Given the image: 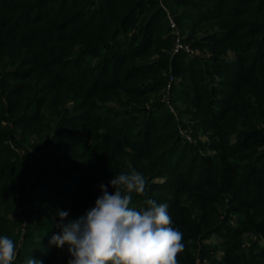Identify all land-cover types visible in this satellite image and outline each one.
Instances as JSON below:
<instances>
[{
	"label": "trees",
	"instance_id": "1",
	"mask_svg": "<svg viewBox=\"0 0 264 264\" xmlns=\"http://www.w3.org/2000/svg\"><path fill=\"white\" fill-rule=\"evenodd\" d=\"M169 15L209 57L169 53ZM169 69L177 114L161 100ZM134 170L146 188L129 207L168 205L178 264L196 251L201 264H264V0H0V237L13 264H68L67 245L49 243L58 213L85 215L101 184L112 194ZM245 233L262 244L244 247ZM211 234L219 244L202 243Z\"/></svg>",
	"mask_w": 264,
	"mask_h": 264
},
{
	"label": "clouds",
	"instance_id": "2",
	"mask_svg": "<svg viewBox=\"0 0 264 264\" xmlns=\"http://www.w3.org/2000/svg\"><path fill=\"white\" fill-rule=\"evenodd\" d=\"M115 189L101 184L95 206L86 214L68 220V213H58L60 231L49 243L59 249L67 245L68 264H178L184 250L183 234L174 229L166 203L148 199L147 210L129 207L131 193H145L146 181L138 171L120 174L109 181ZM67 221V222H65ZM17 251L13 239L0 237V264H13ZM23 264H42L32 256Z\"/></svg>",
	"mask_w": 264,
	"mask_h": 264
},
{
	"label": "rangeland",
	"instance_id": "3",
	"mask_svg": "<svg viewBox=\"0 0 264 264\" xmlns=\"http://www.w3.org/2000/svg\"><path fill=\"white\" fill-rule=\"evenodd\" d=\"M175 24H176V30L171 29L170 34L173 35V45L171 50L169 51V53L171 54H176L181 50H184L182 48H177V39L179 38V44H182L183 47H188L189 50H191V52H189L190 54H195L196 56H201V57H209L210 54L207 50H199V49H193L190 47V45L185 42L184 38H186V33L182 32L179 25L177 24V22L174 20ZM203 35H205V33L201 32L198 34V36L202 37ZM185 51V50H184ZM170 68V67H169ZM179 79H175L174 75L171 72V69H169L168 71V78H167V82H166V86L163 88L162 90V96H161V100L165 103L166 107L173 112L174 114H177L176 111V107L180 106L181 102H174L173 101V93L171 92V88L172 85L175 84L176 81H178ZM182 134H184V136L186 137L187 140L192 141L194 140L192 138V136H190L189 132L186 130H181ZM200 141L202 142H207L208 139L206 138V136L201 135L199 136ZM158 181V180H157ZM235 220L236 217H233L231 222L232 224H235ZM243 246L244 247H249L253 242H258L259 244H262L261 239L256 236L253 233H245L243 235ZM221 241V239L216 235V234H211L210 237L206 240H203L202 243L203 244H207V245H217L219 244ZM223 255V252L221 249L217 248V250L215 251V259L220 260L221 257ZM196 264H201V257L199 255V252L196 251ZM204 262H209V259L205 260Z\"/></svg>",
	"mask_w": 264,
	"mask_h": 264
},
{
	"label": "built area",
	"instance_id": "4",
	"mask_svg": "<svg viewBox=\"0 0 264 264\" xmlns=\"http://www.w3.org/2000/svg\"><path fill=\"white\" fill-rule=\"evenodd\" d=\"M168 17H169L170 27H171L173 30H176V24H175L173 18H172L170 15H169ZM177 40H178V41H177V43H178V44H177V48L179 47V48L184 49L186 52H191V50H189L188 47H183L182 44H179V38H178Z\"/></svg>",
	"mask_w": 264,
	"mask_h": 264
}]
</instances>
